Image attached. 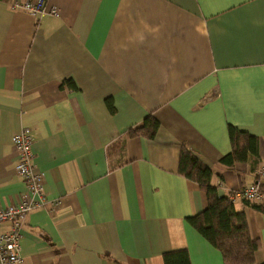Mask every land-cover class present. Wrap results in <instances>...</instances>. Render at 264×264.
Instances as JSON below:
<instances>
[{
	"label": "crops",
	"instance_id": "crops-1",
	"mask_svg": "<svg viewBox=\"0 0 264 264\" xmlns=\"http://www.w3.org/2000/svg\"><path fill=\"white\" fill-rule=\"evenodd\" d=\"M14 1L0 0V206L23 190L11 144L23 127L53 202L26 217L18 264H164L182 249L225 264L186 221L207 199L179 150L211 168L220 195L264 190V0H45L58 13L41 17ZM147 115L154 138L131 135ZM229 126L259 140L232 168L219 163ZM232 203L260 264L264 212Z\"/></svg>",
	"mask_w": 264,
	"mask_h": 264
},
{
	"label": "trees",
	"instance_id": "trees-1",
	"mask_svg": "<svg viewBox=\"0 0 264 264\" xmlns=\"http://www.w3.org/2000/svg\"><path fill=\"white\" fill-rule=\"evenodd\" d=\"M64 84L70 89L77 90L72 79H66ZM105 103L111 112L115 111L110 98H107ZM158 128L159 122L152 115H147L141 127L132 130L131 135L141 134L143 137L153 139ZM228 134L231 150L221 157L220 164L232 168L237 162H246L258 156V137L233 126L228 127ZM178 171L187 179L197 183L205 192L207 199L206 208L187 217L186 221L221 252L225 264L253 263L260 243L250 237L244 213L237 211L229 196L220 195L217 187L211 183V168L205 165L191 148L181 144ZM246 201L253 208L264 212V205ZM163 262L164 264H191L186 249L165 252Z\"/></svg>",
	"mask_w": 264,
	"mask_h": 264
},
{
	"label": "built area",
	"instance_id": "built-area-1",
	"mask_svg": "<svg viewBox=\"0 0 264 264\" xmlns=\"http://www.w3.org/2000/svg\"><path fill=\"white\" fill-rule=\"evenodd\" d=\"M12 8L41 17L45 14L56 15L55 6L47 9L45 0H19L11 4ZM33 136L30 128L23 127L11 138V144L16 153L15 173L23 182V190L18 199L6 206H0V264H18L21 260V241L23 223L28 214L39 207H53L45 196L43 173L36 171L34 152L32 150ZM259 175L263 171L258 172ZM231 202L241 198L248 201H264V190L259 183L252 184L230 195ZM7 224L6 228H2Z\"/></svg>",
	"mask_w": 264,
	"mask_h": 264
}]
</instances>
